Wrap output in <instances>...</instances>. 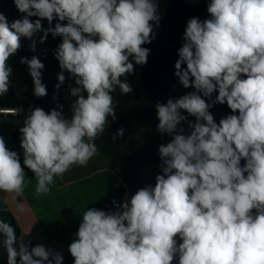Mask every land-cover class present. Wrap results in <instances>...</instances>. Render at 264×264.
<instances>
[{
	"label": "clouds",
	"instance_id": "1",
	"mask_svg": "<svg viewBox=\"0 0 264 264\" xmlns=\"http://www.w3.org/2000/svg\"><path fill=\"white\" fill-rule=\"evenodd\" d=\"M12 2L22 15L9 21L0 12V97L12 86L9 61L22 40L35 52L49 34L61 38L54 53L56 91L66 79L74 81L70 117L60 103L24 114L22 160L0 136V191L22 194L27 169L42 195L54 178L86 167L98 154L96 139L109 118L117 119L113 93H132L122 77L148 62L151 50L143 45L156 37L159 4ZM207 13L187 21L174 65L178 83L193 91L155 105L156 131L170 137L158 146L160 174L123 202L113 200L115 210L86 208L68 245L73 264H264V0H207ZM20 63L33 95L47 96L40 58L21 57ZM216 105L230 110L218 122L210 111ZM123 135L117 129L112 139ZM0 238L7 264H63L61 252L31 246L3 219Z\"/></svg>",
	"mask_w": 264,
	"mask_h": 264
},
{
	"label": "trees",
	"instance_id": "2",
	"mask_svg": "<svg viewBox=\"0 0 264 264\" xmlns=\"http://www.w3.org/2000/svg\"><path fill=\"white\" fill-rule=\"evenodd\" d=\"M158 4L160 21L155 29L156 37L151 44L143 45L151 50L148 62L144 66H135L133 74L122 77L130 83L133 91L125 95L117 89L113 93L117 105V119L112 121L109 118L108 128L95 141L103 155L117 160L123 168L121 181L105 202L102 210H114L112 201L118 202L126 185L144 181L155 182V176L161 172L158 146L170 140L167 135L161 136L156 131L159 121L156 117L155 105L158 102H166L170 97L178 98L193 91L191 88L185 89L178 83V78L174 75V65L178 59V49L183 43L182 35L187 21L192 17H198L201 20L208 18L207 0H158ZM0 12H3L9 21L18 19L22 15L17 11L12 0H0ZM43 24L44 27H48L46 20ZM60 42V37L54 38L49 34L45 43H38L33 52L29 50V41L22 40L21 49L9 61L11 67L16 65L19 70L12 74V86L8 93L0 97V109L14 110V113L7 115L0 113V117L14 119L15 123L9 127L11 141L14 145L20 142L19 127L22 126L24 114L31 107H41L49 111L60 103L64 106L65 115L71 116V104L75 98L70 96L68 89L69 85L74 86V81L70 78L66 79L59 92L55 89L60 68L54 53ZM33 55L38 56L45 65L42 82L47 87L48 95L43 98L33 95V81L28 68L20 63L21 57L30 59ZM65 76L68 77L67 72ZM54 94L57 96L55 101L53 100ZM20 107L25 112L16 115L15 109ZM210 111L217 122L230 113L227 105H216ZM188 118L193 121L195 119L194 117ZM183 126L187 128L186 124ZM120 128L124 129L123 137L113 141V134ZM0 219L11 223L16 230L17 237H21L18 225L1 197ZM79 223L80 219L76 217L73 208H63L56 222V229L59 234H75ZM24 239L30 241V245L34 247V242L30 237ZM0 264H7V253L3 247H0Z\"/></svg>",
	"mask_w": 264,
	"mask_h": 264
},
{
	"label": "crops",
	"instance_id": "3",
	"mask_svg": "<svg viewBox=\"0 0 264 264\" xmlns=\"http://www.w3.org/2000/svg\"><path fill=\"white\" fill-rule=\"evenodd\" d=\"M5 142L9 150H15L20 154L22 160L20 142L16 145L11 139ZM25 171L23 193L17 195L0 191V197L17 223L22 237H30L34 246L41 244L53 251L61 252L64 257L63 264H73L68 245L74 239V234H59L56 229L61 210L73 208L76 217L80 219V215L87 207L102 209L121 181L123 174L121 164L98 151L86 167H73L62 179L54 178V182L49 186L50 192L42 195L36 194L35 176L27 169ZM154 183L144 181L126 185L118 203L123 202L126 196L130 198L144 185Z\"/></svg>",
	"mask_w": 264,
	"mask_h": 264
},
{
	"label": "rangeland",
	"instance_id": "4",
	"mask_svg": "<svg viewBox=\"0 0 264 264\" xmlns=\"http://www.w3.org/2000/svg\"><path fill=\"white\" fill-rule=\"evenodd\" d=\"M13 74L18 72V67L16 65L12 66ZM14 119L8 118V117H0V136H3L5 141L11 139V131L9 127L14 124Z\"/></svg>",
	"mask_w": 264,
	"mask_h": 264
},
{
	"label": "built area",
	"instance_id": "5",
	"mask_svg": "<svg viewBox=\"0 0 264 264\" xmlns=\"http://www.w3.org/2000/svg\"><path fill=\"white\" fill-rule=\"evenodd\" d=\"M4 111H8V113L4 112ZM0 113L1 114H4V115H7V114H12L14 113V110H7V109H0Z\"/></svg>",
	"mask_w": 264,
	"mask_h": 264
},
{
	"label": "bare ground",
	"instance_id": "6",
	"mask_svg": "<svg viewBox=\"0 0 264 264\" xmlns=\"http://www.w3.org/2000/svg\"><path fill=\"white\" fill-rule=\"evenodd\" d=\"M4 112L8 113V111H4Z\"/></svg>",
	"mask_w": 264,
	"mask_h": 264
}]
</instances>
